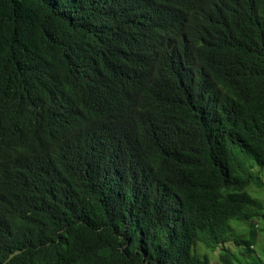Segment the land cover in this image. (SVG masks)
<instances>
[{
	"label": "trees",
	"instance_id": "1",
	"mask_svg": "<svg viewBox=\"0 0 264 264\" xmlns=\"http://www.w3.org/2000/svg\"><path fill=\"white\" fill-rule=\"evenodd\" d=\"M184 1L0 0V264H211L217 251L235 264L236 251L253 254L264 231V202L249 193L264 189L263 56L248 32L231 34L264 38V0L196 1L188 50L203 42L215 57L197 98L161 117L140 111L124 139L96 131L148 81L171 84L180 55L153 43ZM241 52L258 71L232 68ZM168 158L171 193H161ZM235 222L247 224L244 238Z\"/></svg>",
	"mask_w": 264,
	"mask_h": 264
},
{
	"label": "clouds",
	"instance_id": "2",
	"mask_svg": "<svg viewBox=\"0 0 264 264\" xmlns=\"http://www.w3.org/2000/svg\"><path fill=\"white\" fill-rule=\"evenodd\" d=\"M196 1L198 0H185L183 2L184 6L189 5L187 10L153 43L154 48H158L163 52H177L180 55L174 60L173 66L168 65L167 73L171 77V84H155L154 79L150 80L139 87L135 95L125 96L120 102L114 104L113 110L106 115L103 127L96 129L104 138L116 140V138L121 137V139H124L133 128L134 119L140 111H147L153 116L161 117L163 113L174 107L185 106L190 96L193 99L197 98L206 80L208 81L211 72L210 70L206 71L207 66L212 64V60L215 61V57L213 51L205 46L203 42L194 51L188 50L186 39L192 31L195 13L199 6ZM162 14L163 10L160 9L157 11L156 16L161 17L160 20L168 23L167 15L162 17ZM246 32L254 37L256 48L263 56V64L259 69L264 71L263 35L257 36L256 33L259 31L245 27L242 32L232 33V39L241 40ZM199 47L203 50H197ZM231 66L234 70L251 71L253 69L248 67V57L245 52H241L238 63H232ZM255 71H258V69H253L251 73ZM149 82L154 84L148 85ZM139 108L140 110L137 111ZM236 147L240 148V144L238 143ZM173 162L172 158L166 159L156 178V184L161 193L165 191L171 193V189L168 188L170 185L169 169ZM141 173L137 169L136 176H141Z\"/></svg>",
	"mask_w": 264,
	"mask_h": 264
},
{
	"label": "rangeland",
	"instance_id": "3",
	"mask_svg": "<svg viewBox=\"0 0 264 264\" xmlns=\"http://www.w3.org/2000/svg\"><path fill=\"white\" fill-rule=\"evenodd\" d=\"M256 168L261 173L262 178L264 179V167L259 166V164L257 163ZM249 193L256 198L262 199V201L264 202V189L262 191H260V189H258L257 187H252L249 189ZM234 229L237 232L236 233L237 238L238 237L244 238L246 236V232L248 230V227H247V224L235 222L234 223ZM263 250H264V231L259 236L258 245L255 247L254 251L252 252L253 253L252 255L251 254L250 255L240 254L239 251L235 252L237 255V258H238L237 259L238 261H235V264H248L249 262L252 261L253 257H255V258L259 257V260L261 258L260 264H264V251ZM200 252L202 255L207 254L204 246H200ZM219 258H220V252L219 251L215 252L214 254H209V259H210L211 264H222V262H220Z\"/></svg>",
	"mask_w": 264,
	"mask_h": 264
}]
</instances>
